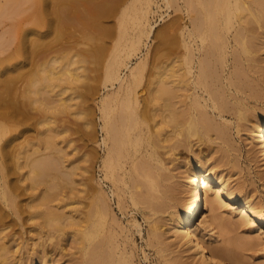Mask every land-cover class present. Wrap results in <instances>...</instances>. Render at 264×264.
I'll return each mask as SVG.
<instances>
[{"label":"rangeland","instance_id":"374dc122","mask_svg":"<svg viewBox=\"0 0 264 264\" xmlns=\"http://www.w3.org/2000/svg\"><path fill=\"white\" fill-rule=\"evenodd\" d=\"M33 1L36 2V0H0V110L2 107L6 109L8 108L7 106L11 107L15 102L22 108L21 115H19L20 113L10 111V108H8L9 111H4L6 113L3 112L0 114V128L4 129V134L0 141V144H2L0 145V217L2 216V219L0 218V246L2 242H4L7 248V252L4 255L5 260H3L0 255V264H28L33 258L39 255L42 249L47 251L50 257L57 260L56 264H83L82 259L86 257H84L85 249L83 245H85L86 242L85 240L80 242L78 228L71 229L68 226L64 227L62 224H67L66 221L59 220L58 218L59 222L62 223L61 226H52L50 225L51 223L48 222V219H44L45 216L43 217L41 213H39L40 209L45 207L40 204L42 200L39 199L43 197L42 193L44 196L49 194L50 189L54 196L50 193L52 197L49 195L47 196L53 199L49 200L48 197L45 198L46 204H48L47 200L49 201L48 206H52L53 204L55 208H64L62 210L67 211L68 206L71 208L70 206L74 205L75 207H73L78 210H76V212H79V216H84V211L89 209V202L96 196V193L103 192L107 198L109 213L100 219L102 223L104 222L103 226L102 223L100 224L103 227H100L103 229H101L102 232H100L102 234L104 233L103 236H106L107 242H102V238H99V236L102 235L100 233V235L96 237L101 240L102 245L101 242L99 243L100 240L98 241L96 237L93 241L95 242L96 239V242H98L101 247L103 246L106 248V251H108L107 247H113L114 254H112L114 259H122V249H126V251L131 252L134 264H172L174 262H177V264H199L200 258L197 255L192 251L186 252L185 246L181 244V249H184V252H182V250L179 251V245L176 246V244L171 241L173 238L170 236L168 225L164 220L167 215L166 212L156 216V221L159 222L155 227L158 229L159 233L154 239L150 234V228L154 222L147 217L148 208L141 204H133L128 194H125L126 196L124 195L122 205V159H120L121 163L119 159L117 160L118 162L115 161L120 163V165L114 168L115 172H113V174H111L112 172L109 168L106 169L107 167H105L102 162L109 145H111V141L107 137V129H105L106 124L103 125L105 117H103L100 111V103L103 98L108 102L107 105L109 107H113L117 98H121L123 105L125 103H127V105L130 103L128 107L133 106V111H136L139 116L147 118V125L142 127L140 133L145 137L148 135H160V142L157 150L160 158L167 163L166 165L169 168L168 172L174 174L171 181L180 180L179 177L184 171L186 164H188L194 156H207L208 161L215 165L213 168L215 171L223 173L231 182V186L240 189L242 195L253 199L254 202L257 203L258 208L264 210V174H261L263 168L258 158H256L257 160H251L247 157V150L250 148V140L247 131H245L242 126V121H239L235 114L223 112L222 115L219 116V113L215 110V114L213 115L214 119L218 122L223 121L228 125V134L225 138L219 137L215 134V131H210L209 139L200 144L194 143L192 147L176 144V147L174 146L168 151V148L174 145L176 137L179 136L174 134L168 123H159V120L161 116H167L173 100L181 101L185 98V94L191 91L182 88L178 91L177 97L175 96L176 98L174 99V97L171 98V94L167 95L169 89L163 91L160 88L163 84H158V79L162 72L163 74L166 73V75H161V77L164 78L166 76L165 78H167L168 72L165 71L169 68V62L172 59L173 32L172 27H170L173 21L172 19L175 17L179 22L183 23L182 16H184V11L174 10V4H171L172 0H169V3H166L164 0H153L154 2H152L150 6L151 9L148 14V22L150 26H152V31L140 48L136 50L130 58L126 59L128 66L120 67V75L122 77H127V80L128 78L133 79L129 80L128 84L122 85V89L119 91L120 93L118 92L119 94H114L119 88L118 82L112 81V83L111 80L103 82L105 81L103 78L104 72H101L104 71L105 61L109 59V57L107 58L106 56H110L112 52H114V43L112 40L115 38L116 32L114 31L113 34V26L109 28L111 32L109 35L111 34V37H103L104 41L106 40L107 43L105 44L106 48L102 57L99 60H95L94 57L91 59L90 49L95 46V42H92L88 37L99 36V34H97L99 33L97 27L86 22L78 24L73 23L71 26L65 23L63 25V28H65L61 30L62 34L58 36L51 22V16L49 15L51 11L50 3L44 5L43 2L41 6V10L45 8L46 13H48L44 18L47 20H42L36 15L37 9ZM179 3L182 5L183 0H180ZM101 21L100 25H103L102 27H109L112 23L114 25L113 18L104 17ZM44 22L47 23L43 25ZM49 24L53 25V27ZM87 26L89 27L88 29ZM82 27H84V30ZM169 28H171V30ZM258 32L262 33L264 30L259 28ZM37 33L41 35L44 34V37ZM86 33L89 34V36ZM39 37H42V40ZM231 39L230 37V40ZM78 40H80V42ZM108 41L112 43L110 44ZM39 45H41L42 48ZM233 47L234 45L232 42L226 54V62L223 70L224 78H227L235 69L234 58L237 53L236 51L234 52ZM182 50L183 48L180 46L179 52H182ZM77 52H79L78 55L80 56L76 55ZM59 53L62 55L64 53L63 57L66 58L61 59V57L58 56ZM262 54L263 51H255L253 56L256 61L241 58L239 63L244 71L242 79L250 83V85L248 84L249 87L246 85V89H255L253 91H256L257 97H254L255 99L249 97L248 93H250V90L247 91L246 89L244 90L245 92L243 90L241 92H236L237 88L235 89L234 85L228 86V92L245 97L244 101L251 109H261L264 113V62H259ZM53 55L55 56L54 58L57 59L58 57L60 59V61L58 59V65L59 63L61 64L63 60L65 61L63 62L64 64L66 61H70V57L73 58L74 56L73 61L79 58L80 62L77 61L78 63L76 64L75 61L71 64H76L77 66L81 65L79 68L76 65H74V67L79 69H75L77 72H80L79 74V72L77 73L75 71L79 75L78 77H81L80 75H82V77H70L69 80V77H66L67 81L62 77L63 80L60 79V83L57 82L58 84H56V86H48L44 89L45 85L43 84H45V82L42 79L41 67H44L42 64H46L47 60L53 59ZM67 56L70 57L68 58ZM102 58H105L104 62ZM140 58L143 61L142 63H144V65L141 64L144 68L142 67L141 71L140 66L139 75L136 76L137 73L134 77H129V68L135 66ZM82 72H84V74ZM158 73L160 74L158 75ZM32 81H34V83H32ZM37 82L41 86H39ZM247 82L245 84H247ZM31 83L33 86H31L32 88L29 90ZM168 85L169 84L166 83L163 86L166 87ZM39 87L43 88L39 89ZM37 91L38 93H36ZM46 91H49L48 94ZM76 92L80 94L76 96ZM111 92L112 95L110 94ZM43 95L50 96L49 101L51 103L53 102L54 108L59 111L55 110L53 105L48 102L52 107L48 105V111L44 107V110L47 111L45 112L41 102L38 103L41 101ZM56 96H59V98ZM69 96L71 97L69 98ZM110 96H112V98ZM12 98L14 99L12 100ZM36 98H39V100ZM68 99H71L73 103ZM57 101L65 102L62 105H66L67 108L65 109L63 106L61 108ZM54 103L58 104V106ZM180 104L179 102L178 105ZM113 112H111L113 114L110 115L112 117L111 119L115 120L114 116H116L117 112H115V110H113ZM249 117V120H252V116L249 115ZM246 124H249V122ZM49 129H51L50 132L53 131L55 146L59 148L58 151L60 152L56 151L57 153L55 154L54 149L47 148V150L50 153H54L56 156L60 155L61 158H58L61 161V166L64 164V170L61 167L59 170L60 172L57 170L58 173L55 174L54 171V176L57 179L53 177L55 178L54 180L50 178V176L48 177L51 181L46 178V176H43V179L40 175H35L36 172L34 174V170L30 169V160L33 161L36 156L38 157V155H41L40 152L37 155L36 150L33 153L32 149L37 146V143L40 144L45 134H49ZM10 137L12 139L9 144L7 143L8 146L7 144L4 146V140ZM195 137L196 136L192 137L193 142L197 139ZM22 150H26L29 154L23 153ZM47 150H45V152H47ZM150 151L151 146L144 140L138 145L137 151L132 152V158H140L142 155H148ZM20 152L23 153V155ZM45 152L41 153L44 154ZM249 152L251 153V150ZM26 159H28L27 162L25 161ZM127 162L126 165L129 167L130 160L128 159ZM28 164H30V166ZM30 170H33V172ZM51 173L52 177L53 171H51ZM64 175H71L72 179L74 176V182H72L70 177H65ZM52 179L55 184H58L57 186L51 183ZM47 180L50 181V185H47L49 187L46 188L44 186H46ZM69 181L72 183L70 184ZM166 182L168 183V181ZM52 185L55 187L53 191ZM45 188L49 189L44 191L46 190ZM93 194L94 196L92 198ZM182 195L183 193L180 196ZM242 195L240 194V196ZM62 196H65V198ZM71 200H73V204L70 202ZM59 202L60 204L63 202L69 203H67L68 205L63 203V205L59 207ZM56 203H58L57 206ZM79 209L83 211V213H80ZM220 209L223 214L229 215L230 210L228 206ZM207 214L208 209L205 207V204H203L199 211L198 218L194 222V226L201 225L203 217ZM230 214L233 215V221H236L239 217L235 213ZM235 224H237L235 226L239 228L240 231L237 230L240 234L244 233L246 236L248 235V237L254 238L251 244L247 245L246 248L243 246L244 250L242 251V255L246 256L245 258L248 257L247 260L245 259L246 262L251 260L249 264H252V261L253 264L263 263L264 234H259V230H252L254 226L249 223H240L242 227L238 224V221ZM219 228V226H214L212 231L209 232V235H211L209 239L212 242L217 241L223 245H227L230 243V236L227 235L232 233L226 234L222 228ZM232 229H234V227H232ZM73 231L75 232L73 233ZM232 231L234 233V230ZM103 243H105V246ZM246 262L244 261V263Z\"/></svg>","mask_w":264,"mask_h":264},{"label":"bare ground","instance_id":"6f19581e","mask_svg":"<svg viewBox=\"0 0 264 264\" xmlns=\"http://www.w3.org/2000/svg\"><path fill=\"white\" fill-rule=\"evenodd\" d=\"M164 1L166 3L170 2L169 0H164ZM179 1L180 0H172L171 3L174 4L173 5L174 10L184 11L185 14L183 13L184 15L182 16L183 20L181 19L183 23L179 22V20L175 17L174 19H172L173 21L171 20L172 23L170 27H172V32H173L172 59L169 62L170 63L169 66L167 65L169 68H167V70L165 71L168 72L167 78L169 79L165 78L166 76L164 78L161 77V75H166V73L165 74H163V72L161 74L158 73V75L160 74V77L158 79L159 82L158 84L164 85L168 83L169 84L168 86L170 87L168 86L165 87L161 85L160 88L163 91L169 89L167 91L168 92L167 95L171 94L172 95L171 98L174 97V99L177 97L178 91L181 90L182 88L191 91L190 93L185 94V98L181 100L182 102L178 100L175 101L173 100L172 103L170 102L171 106L167 116L166 115L161 116L159 120V123H168L171 126L174 134L176 136L181 137V138L176 137V140L174 141V145L168 148V151L171 150L172 147H174L176 144L185 145L188 147H192L194 143L200 144L205 140L209 139L210 131H215V134H217L219 137L221 136L225 138L228 134V127H227L228 125H226V123H224L223 121L221 122L216 121L213 115L215 114V110H217L219 116H221L223 112H229L235 114L237 119L239 121H242L243 123L242 126L244 127L245 131H247L248 138L250 140L249 141L250 148L247 150V157L251 160H255L256 158H258L263 168L261 174H264V113L261 109L259 110L256 108L251 109L247 105V103H245L244 101L245 97H242L240 95L239 96L235 95L236 93L233 94L232 92L231 93L228 92L229 91L228 86L230 85H234L235 89L237 88L236 92L239 91L241 92L242 90L244 91L246 89V85L247 87H249L248 84L250 85V83H248L247 81H246L247 84H245L246 82L242 79L244 71L242 66H240L239 64L241 58H245L248 60L252 59L256 61V59L253 56L254 52L263 51L262 56H260L259 62L261 63L264 62V32L262 33L258 32L259 28L264 30V0H183L182 5H180ZM43 2L44 5L48 3H50L49 5H51V11L49 15L51 16V22L53 23L56 34H58V36L62 34L61 30L65 23L71 26V24L73 23L78 24V23L86 22L92 26L97 27L98 29L97 31H99V33L97 34H99V36L88 37L89 39H91L92 42H95L94 43L95 48L93 47L92 49H90L91 59H93L92 57H94L95 60H99L102 57V54L104 53L106 48L105 44L107 43L106 40L104 41L103 37L105 36L109 38L111 37V34L109 35V33H111L109 28L113 26L114 28L112 31L113 34L114 31L116 32L114 36L116 39L113 38L112 40L114 43L113 45L114 52H112L110 56L109 55L106 56L107 58L109 57V59L108 61H105L106 63L104 66V71L101 72H104L103 78L105 81L102 80L103 82H107V80L109 81L111 80V82L112 81L118 82L119 88L117 89V91H115L114 94H119L120 93L119 91L122 89V85L128 84L129 80L133 79V78L131 79L128 78L127 80V77L126 78L122 77L120 75V69H121L120 67L128 66L126 59L130 58V56L140 48L144 40L149 37L152 31V26H150L148 22V14L151 9L150 6L154 1L153 0H36V2L33 1L37 9L36 15H38L42 20H47L44 19L45 15L48 14L46 13V9L44 8L45 10L44 9L41 10V6ZM104 17L113 18L114 25L112 23L109 27H105V26L102 27L103 25L100 24L102 22L101 20ZM46 23L47 22H44L43 25ZM53 25L51 26L53 27ZM88 26L87 29L89 28ZM83 28L84 27H82V29ZM169 29L171 30V28ZM87 35L89 36V34ZM230 37L232 38L231 40ZM39 38L41 39L42 37ZM80 40L78 41L80 42ZM232 42L234 45L233 47L234 52L236 51L237 53L234 58L235 69L229 74L227 78H224L223 70L226 62V54L228 47ZM108 43L110 42L108 41ZM180 46H182L183 48L182 52L180 51L181 53L179 52ZM60 53L58 56H60L61 59L66 58L63 57L64 53L63 55ZM78 54L79 52H77L76 55ZM54 57L55 56L53 55V59L47 60L46 64H42L44 65V67L42 65H41L42 67L39 66L42 69L41 71L43 75L42 79L45 82V84H43L45 85L44 89L48 86L49 87L56 86V84H58L57 82H59L60 79H62V77L65 81H67L68 77H69L68 80L70 79V77L71 78L82 77V75H80L81 77H78L79 75L77 73L79 71L78 72L76 71L79 68V66H81V65L79 66L76 65L78 62H80L79 58L78 60L73 61L74 56L73 58L69 56L72 60L70 59V61L68 62L66 61L65 64L63 63L65 62L63 60V62L61 64L59 63L58 65L60 59L57 56H56L57 59ZM85 59L87 60L86 57ZM73 62H75L76 64H71ZM142 62L143 61L140 58L138 62H136L135 66L129 68L130 69L128 75L129 77L132 76L134 77L137 73L138 74L136 76L139 75L140 73L139 68L141 66V71H142V67L144 65V63ZM74 65H76L78 68L74 67ZM82 73L84 74V72ZM72 80H76V79H72ZM70 82L72 83L71 80ZM32 83H34V81H32ZM32 83L29 87V90L30 88H32L31 86H33ZM41 88L43 87H39V89ZM249 90H250V93H248L249 97L251 98L257 97L256 91H253L255 89L251 90L250 88ZM160 92L162 93L161 90ZM36 93H38V91ZM76 93H77L76 96L80 94L78 92ZM110 94L112 95V92ZM56 97L59 98V96ZM70 97L71 96H69V98ZM110 97L112 98V96ZM49 98L50 96L43 95L41 101L38 102V103L41 102L43 110L45 107V109H47L48 111V105H49L48 102L51 103L49 101ZM13 99L14 98H12V100ZM36 99L39 100V98ZM68 100L71 101V99ZM57 102L59 103V106H61V108L63 106L62 104L65 103L63 101L60 102L57 101ZM179 102L181 103L180 105H178ZM52 103L51 105H53ZM122 103L123 102L121 98L120 99L117 98L116 103L113 107H109L107 105L108 102H106L104 98L101 100L100 103L101 105L100 111L103 117H105L104 119L105 122L103 123V125L106 124L105 129H107V137L111 141V145H109L107 149V153L103 158L102 162L103 165L107 167L106 169L109 168V170H111L112 172L110 173L113 174V172H115L114 168L120 165L121 163L120 159H122V205H123L124 195L128 194L129 195L128 197L133 204L135 205L141 204L142 206L148 208L147 217L152 219V221L154 222V224L151 225L152 227L150 228V234L152 237H154V239L158 236L159 233L158 229H156L155 227L156 225H158L159 222L156 221L157 219L156 216L157 215L159 216V214H163L166 212L167 215L165 216L164 220L168 225V232L170 233V236H172L173 238L171 241L175 243L176 246L179 245L178 247L179 251L182 250V252H184V249H181V245H184L186 252L192 251L195 255H197L200 258L199 264L251 263L250 262L251 260H248V262H246L248 257L245 258L246 256L242 255L243 254L242 251L244 250L243 246H245L246 248L247 245L251 244L254 238L248 237V235L246 236L244 233L240 234L239 232L240 230L238 227L235 226L237 225L235 223L237 221L238 224L249 223L254 226L252 230L254 231L259 230L260 231L259 234L261 233L264 234V210H260L258 208L257 203L254 202L253 199L249 198L248 196L242 195L240 189L231 186V182L228 180V178H226L223 175V173L215 171L213 169L215 165L212 162L208 161L207 156H201V155L194 156L188 162V164H186L184 171L181 173L179 177L180 180L171 181V179H173L174 177V174L168 172L169 168L166 165L167 163H165V161L162 160V158H160L157 150V147L159 146L158 144L160 142V135L158 134L155 136L148 135L147 137L142 135L140 133V130L144 125H147L146 123L147 118L141 117L137 114L136 111H133L132 110L133 106L128 107L130 103L128 105L127 103H125L124 105ZM17 104L18 103L15 102L14 105L12 104L11 107L7 105L6 106L10 108V111L20 113L19 115H21L22 108H20ZM51 105L49 106L52 107ZM55 105L58 106V104ZM64 106L63 108L66 109L67 106L66 107ZM8 108L6 109L5 107H2L0 110L1 112L0 114H2L4 111L6 112L9 111ZM113 110L117 112L116 116L113 115L115 117L114 118L115 120L111 119L112 117L110 115L114 113ZM249 115L252 116L251 117L252 120H249L250 118ZM243 121L246 123L249 122V124H246ZM50 130L51 129H49L48 131L49 134H45L44 138L42 136L43 139L41 140L40 144L36 142L38 147L35 145L36 147H33V149L31 148L33 153L36 150L37 155L39 152L41 155H38V157L34 156L35 158L33 159V161L30 160L31 162L30 169H33L34 172L33 170L30 171H32L34 174L36 172L35 175L38 174L41 177L46 176V178H48L49 176L50 178L55 177L54 175L60 172L59 170L61 169V167L63 169L64 166L63 162H62L63 166H61V161L59 159L61 158L60 155L59 156L55 155L57 153L56 151H58L59 148L55 146L54 136H53L54 134L52 133L53 131L50 132ZM3 134H4V129L0 128V141L2 139ZM194 136H196L195 138H197L195 142H193L192 139V137ZM11 139L12 138L10 137L9 139L4 140L3 145L5 146V144L7 143L9 144ZM144 140L147 141V143L151 146V151L148 153V155H142V157L140 158H132L133 156L132 152L137 151L138 145H140ZM47 148L54 149L55 154L50 153L47 150ZM26 150L24 151L22 150L23 153L27 154L28 152ZM45 150H47V152H45ZM250 150L251 153L249 152ZM41 152H45V153L43 154ZM23 153L21 154L23 155ZM118 159L120 160V163H117ZM128 159L130 160L129 167H127L126 165L128 163L127 162ZM27 160L28 159H26L25 161L27 162ZM30 164L28 165L30 166ZM51 171H53L52 177H51L52 174ZM68 175L66 176L64 175V176L70 177L72 182H74V176L72 179L71 175L70 176ZM55 178L53 179L55 180ZM53 179L51 183H54L53 185L57 186L58 184H55ZM50 181H48L46 186L44 187L46 188L49 187L47 185H50ZM166 181H168V183ZM72 182H70V184ZM54 188L55 187L52 188V191ZM48 189L44 191H47ZM50 190H49V194H46L45 196L42 193L43 197L39 199L42 200L40 204L45 206L40 209L39 213H41L43 217L45 216L44 219L47 218L48 222L51 223L50 225L52 226L60 227L62 223H60L59 220L61 219L62 221H66L67 223V224L65 223L62 224L64 227L68 226L71 229L78 228L80 242L83 240H85L86 242L85 245H83L85 249L84 257L86 256L85 259L83 258L84 260L82 259L83 264H134L132 260L131 252L126 251V249H122V259L116 258L117 259L116 260L113 257L114 254L113 247L111 246L107 247L108 251H106V248H104L103 246H102L103 248L101 247L102 242H107V240L105 238L106 236L105 237L103 236L104 233L103 234L101 233L102 232L101 229L103 228L102 226L104 225V222L102 223L100 219H102L104 216L108 215L109 213L107 198L103 194V192H97L96 196L93 198L95 194L94 193L92 195L93 199H91L90 201L89 198L90 202L88 201L89 209L84 211L85 212L84 216H79L78 215L79 212H76L77 209L74 208L75 207L74 205H73L74 207L70 206L71 208H69L68 206L67 211H63L62 209L64 208L62 209L59 208L61 209L59 210L56 207L57 208L56 209L53 204L52 206L51 205L48 206L49 201L47 200L48 204H46L45 198L48 197L50 200L53 199L50 197L54 196V194L51 193ZM181 192L183 193L182 196H180L182 194ZM50 193L51 195L52 194L53 195L51 196ZM240 194L242 196H240ZM47 195H49L50 197ZM62 197L65 198V196ZM72 201L73 200H71L70 202ZM63 203L62 204H60V202L59 204L56 203V206L58 204L60 207V205H63ZM73 203L74 202H72V204ZM203 204H205V207H207L208 214L205 217H203L201 225L194 226V222L198 218L199 211L202 208ZM225 206H228L230 213H235L239 216L236 221H233L232 214L229 213V215H225L222 213V210L220 208ZM81 212L83 213V211L80 210V213ZM101 223L102 226L100 225ZM215 225L222 228V230H224L226 234L232 233L227 235L230 236L229 239L230 243H228L229 245L228 244L223 245L217 241L214 242L210 241L209 238L211 235H209V232L212 231ZM232 227H234V229H232ZM232 230H234V233ZM74 232L75 231H73V233ZM99 233L102 235H100ZM96 236H99L100 239L102 238V242ZM95 237L97 238L98 241L100 240L99 243L101 242V245H99V243L96 242L97 241L96 239L95 242L93 241ZM5 244L6 243L2 242V245L0 246V250H1L0 255L2 256L3 260H5L4 255L7 252V248ZM104 244L105 243H103V245ZM56 261H57L56 259L48 255L47 251H44V249H42L39 255L33 258L28 264H56ZM244 261L246 263H244ZM172 264H177V262H174ZM259 264H264V262L263 263L261 262Z\"/></svg>","mask_w":264,"mask_h":264}]
</instances>
